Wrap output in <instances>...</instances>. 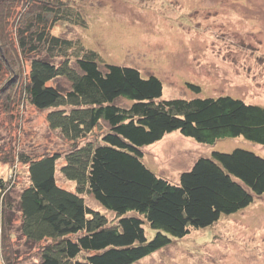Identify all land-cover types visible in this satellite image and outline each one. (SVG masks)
Returning a JSON list of instances; mask_svg holds the SVG:
<instances>
[{
	"label": "trees",
	"instance_id": "16d2710c",
	"mask_svg": "<svg viewBox=\"0 0 264 264\" xmlns=\"http://www.w3.org/2000/svg\"><path fill=\"white\" fill-rule=\"evenodd\" d=\"M68 2L0 0V100L12 103L5 112L20 114L25 104L48 112L50 128L72 145L66 153H29L12 128L13 145L0 142V167L13 173L0 176L2 264H138L262 198L264 158L254 152L213 151L173 183L144 164L143 149L175 132L201 145L242 137L264 146V107L231 95L162 100L157 77L102 66L81 40L53 33L60 23L87 26ZM61 79L69 91L54 86ZM59 163L75 191L58 184ZM21 167L28 185L14 197Z\"/></svg>",
	"mask_w": 264,
	"mask_h": 264
},
{
	"label": "rangeland",
	"instance_id": "374dc122",
	"mask_svg": "<svg viewBox=\"0 0 264 264\" xmlns=\"http://www.w3.org/2000/svg\"><path fill=\"white\" fill-rule=\"evenodd\" d=\"M68 1L87 26L60 23L53 33L81 40L87 50L100 55L102 66L129 67L144 78L157 77L164 87L162 100L231 95L264 107V0ZM22 65L26 74L29 63ZM53 84L63 91L70 90L64 79ZM187 84L200 86L202 94L196 95ZM121 103L130 105L124 100ZM11 104L10 100H0V142L13 145L8 135L12 128V135L29 153H66L71 149L70 142L50 128L48 112L25 104L19 110L23 119L15 123L12 118L20 114L5 112V106ZM17 124L23 128L19 134ZM235 149L264 158V146L242 137L201 145L175 132L143 149V162L157 176L178 183L180 175L189 171L197 159L213 151L230 153ZM59 167L60 163L58 184L75 191V184L61 174ZM9 173L0 167V176L11 178L13 173ZM19 173L23 179L14 197L28 185L27 169L21 167ZM84 197L90 207L114 220L99 203ZM153 236L148 230V239ZM138 264H264V196L247 210L223 218L213 228L192 232Z\"/></svg>",
	"mask_w": 264,
	"mask_h": 264
}]
</instances>
